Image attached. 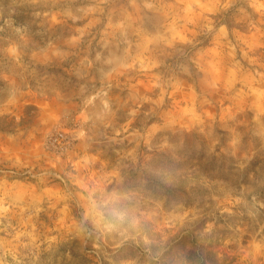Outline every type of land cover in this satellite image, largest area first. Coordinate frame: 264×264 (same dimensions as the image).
<instances>
[{
	"label": "rangeland",
	"instance_id": "374dc122",
	"mask_svg": "<svg viewBox=\"0 0 264 264\" xmlns=\"http://www.w3.org/2000/svg\"><path fill=\"white\" fill-rule=\"evenodd\" d=\"M0 264H264V0H0Z\"/></svg>",
	"mask_w": 264,
	"mask_h": 264
},
{
	"label": "trees",
	"instance_id": "16d2710c",
	"mask_svg": "<svg viewBox=\"0 0 264 264\" xmlns=\"http://www.w3.org/2000/svg\"><path fill=\"white\" fill-rule=\"evenodd\" d=\"M227 14H229V13H227ZM225 18H220V22H221V24H225L226 25V27L228 28V30H230L231 29V22H228V20H226V19H228L227 17H228V15H226V16H224Z\"/></svg>",
	"mask_w": 264,
	"mask_h": 264
}]
</instances>
